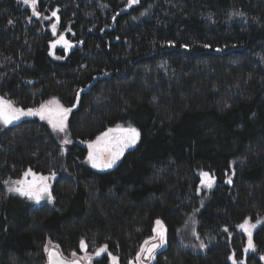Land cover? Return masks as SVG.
<instances>
[{"label":"trees","instance_id":"obj_1","mask_svg":"<svg viewBox=\"0 0 264 264\" xmlns=\"http://www.w3.org/2000/svg\"><path fill=\"white\" fill-rule=\"evenodd\" d=\"M25 5L0 0V96L71 108L70 143L40 116L0 126V264L105 246L130 264L157 219L154 264H264V0H38L39 17ZM62 33L72 48L57 60ZM118 124L138 145L97 170L87 146ZM29 169L54 176L53 204L8 191ZM245 219L261 223L247 252Z\"/></svg>","mask_w":264,"mask_h":264},{"label":"snow or ice","instance_id":"obj_2","mask_svg":"<svg viewBox=\"0 0 264 264\" xmlns=\"http://www.w3.org/2000/svg\"><path fill=\"white\" fill-rule=\"evenodd\" d=\"M24 4L30 5L33 10V15L39 17L40 13L37 11L36 6L38 0H23ZM131 3H136L137 0H130ZM52 16H56V12L52 13ZM11 23V21H10ZM53 33L56 31V24L52 25ZM63 42L64 46L71 47L69 42L64 39L63 35L59 37V40L56 43ZM55 47V43L53 44ZM55 105V107H51ZM72 111L71 108H64L59 104L58 101L52 100L48 104H41L38 109H20L12 105L10 101H5L0 98V122H3L5 125L10 124L13 120L19 119L21 116L25 115H39L41 119H47L51 124L52 128L56 132L63 133L66 131V120L68 114ZM140 137V132L135 128L129 125L128 127H122L117 125L115 128H109L106 132L101 133L96 137L95 141H92L88 144V162L92 164L94 168H111L116 163V161L123 155L124 150L131 146H134ZM64 143H70L69 140L65 139ZM33 176L31 181L28 180H17L12 183V186L9 187L10 192L19 194L20 196L27 197L30 200H35L36 203H39L40 200L44 199L47 196L49 202H52L54 199L51 192L49 191V185L47 183L48 177L45 176H36L35 173L29 169L24 173V176ZM54 175V174H53ZM201 184L205 185L208 188H211L214 183V177L209 176L208 173H201ZM231 182L230 180L228 181ZM5 183H8L5 181ZM259 223V221H258ZM156 227L153 231L156 233L151 239L155 240L158 238L159 243H153L150 247H141L140 253L137 254L136 259H140L142 253H147L148 258H152L154 250L165 243V227L159 219L155 221ZM240 229H243L248 235V248L245 249L247 252L249 249L254 250V244L252 241V229L256 227L255 224H249V220L245 219L243 223L238 225ZM227 231V228H225ZM145 245L149 244L148 240L144 241ZM81 248L85 247V242L81 240ZM58 247V246H57ZM200 247H204L201 243ZM47 251V249H46ZM107 251L106 246L101 247L97 252L96 256L100 257L102 253ZM49 264H79V261H69L65 262L59 253L54 251H49ZM72 255H75L73 253ZM84 259L91 260L90 257H85ZM233 259V257H229ZM264 259V256L261 257ZM113 264H115L116 257H112ZM233 264H236L233 259ZM243 264V262H241Z\"/></svg>","mask_w":264,"mask_h":264},{"label":"rangeland","instance_id":"obj_3","mask_svg":"<svg viewBox=\"0 0 264 264\" xmlns=\"http://www.w3.org/2000/svg\"><path fill=\"white\" fill-rule=\"evenodd\" d=\"M128 1H130V0H128ZM138 1V0H137ZM26 7H31L30 5H25ZM52 17H54V16H52ZM55 18H56V20H55V22L54 23H52V25L53 24H56V29L58 28V26H59V17H58V15H57V13H56V16H55ZM52 25L50 26L51 27V29H52ZM57 33V31H55V34ZM61 35H63V37H64V39L65 40H67L68 42H69V44L71 45V47H65L64 46V44H63V42H61V43H56V41L57 40H59V37L61 36ZM55 43V47H53V44ZM59 48H61V49H65V51L67 52V53H70V50H71V48H72V43L66 38V35L64 34V33H62V34H59V35H57L56 36V38H55V40L51 43V49H50V53H51V55L55 58V59H60L59 58V56L56 54V49H59ZM0 98H2L1 96H0ZM3 100H5V101H8L7 99H4V98H2ZM46 104H48V102L46 103ZM12 105L14 106V107H16L13 103H12ZM51 107H55V105H51ZM17 108V107H16ZM22 117V116H21ZM21 117L19 118V119H17V120H13V122L12 123H10V124H7V125H5L3 122H0V126H3V127H7V126H12V125H15V124H17V123H19L20 122V120H21ZM41 120H44V121H47L48 122V120L47 119H41ZM118 125H121L122 127H126V126H123L122 124H118ZM117 126V125H116ZM115 126V127H116ZM115 127H113V128H115ZM66 130H67V127H66ZM59 134H61L62 136H63V138H62V140L64 141L65 139H67V140H69L70 141V139H69V135L67 134V131H65V132H63V133H60V132H58ZM140 138V137H139ZM138 142H139V139H138V141L136 142V144L134 145V146H131V147H129V148H126L125 150H124V153L125 152H127L128 150H130V149H132V148H134L135 146H137L138 145ZM88 152H89V150H88ZM124 153H123V155H124ZM123 155L116 161V163L113 165V167L117 164V162H119L120 160H121V158L123 157ZM87 157H88V155H87ZM87 161H88V159H87ZM89 164H91L90 162H88ZM92 165V164H91ZM95 169H97V170H101V171H104V170H106L107 168H99V167H97V168H95ZM28 171V170H27ZM26 171V172H27ZM32 171V170H31ZM33 173H35L36 174V176H45V177H48L49 179L47 180V183H48V185H49V191L51 192V194H52V196H53V192H52V186H53V181H54V176H46V175H41V174H37L36 172H34V171H32ZM28 180V181H31L32 179H33V176H31V175H29V176H27V177H25L24 176V174L22 175V177L21 178H19L18 180ZM17 181V180H16ZM14 182V181H13ZM12 182V183H13ZM11 186H12V184H11ZM204 187H206L205 185H203ZM9 187H10V185H9ZM9 187H8V191H9ZM10 192V191H9ZM11 193H14V192H11ZM15 194V193H14ZM54 198V197H53ZM30 200V199H29ZM35 206H42V205H45V204H53V202H54V199L52 200V202H49L48 201V199H47V196H45V198L44 199H42V200H40V202L39 203H36L35 202V200H30ZM160 221H162V220H160ZM162 223H163V225H164V227H165V243L163 244V245H161L160 247H159V249L157 250V251H160V250H163V249H165L166 247H167V236H168V231H167V227H166V225L164 224V222L162 221ZM249 224H255L256 225V227L255 228H253L251 231H252V234L254 233V231H256L260 226H261V223L259 222H251L250 220H249ZM156 227V224H155V226H154V228ZM238 229L240 230V231H242V232H244L245 234H246V236L248 237V235H247V233L243 230V229H240L239 227H238ZM156 235V233L153 231V235L148 239V241H149V244L148 245H150L151 243H159V240H158V238L157 239H155V240H153V239H151L153 236H155ZM148 245H145L144 244V246L143 247H145V248H147L148 247ZM157 251L152 255V258L150 259V260H147L146 258H145V253H142L141 255H140V259L139 260H137V259H135L134 261H132L130 264H154L155 263V261H156V257H157ZM140 253V252H139ZM74 257H77V258H80V259H83L84 260V258H85V256H74ZM73 257V258H74Z\"/></svg>","mask_w":264,"mask_h":264},{"label":"water","instance_id":"obj_4","mask_svg":"<svg viewBox=\"0 0 264 264\" xmlns=\"http://www.w3.org/2000/svg\"><path fill=\"white\" fill-rule=\"evenodd\" d=\"M131 4H133V3H131ZM28 116H30V115H25V116H22V117H28ZM32 116H39V115H32ZM87 148H88V146H87ZM88 149H89V148H88ZM156 243H157V242H156ZM151 244H153V243H151ZM151 244L148 245V247H150ZM158 249H159V247L156 248V249L154 250L153 254H154ZM49 251H54V252L59 253L60 256H61V258H62L65 262H69V261H79V264H93V260H95V259H99V258L102 257V255L107 254V255H109V257H110V264H113V261H112V257H113V255H111V254L109 253L108 250H107L105 253H102L100 257H97L96 254L93 255V256H90L91 260L89 261L88 259H84V260H83V259H80V258H77V257H74V258H67V257L63 256V254L61 253V251H60L58 248H56V247H50V248L48 249V252H47V264H49V255H48ZM153 254H152V255H153ZM145 258H146L147 260H150V259H151V258H150V259L148 258L147 253H145ZM115 264H119L117 258H116Z\"/></svg>","mask_w":264,"mask_h":264},{"label":"flooded vegetation","instance_id":"obj_5","mask_svg":"<svg viewBox=\"0 0 264 264\" xmlns=\"http://www.w3.org/2000/svg\"><path fill=\"white\" fill-rule=\"evenodd\" d=\"M88 149V148H87ZM89 150V149H88ZM94 262V261H93Z\"/></svg>","mask_w":264,"mask_h":264},{"label":"bare ground","instance_id":"obj_6","mask_svg":"<svg viewBox=\"0 0 264 264\" xmlns=\"http://www.w3.org/2000/svg\"><path fill=\"white\" fill-rule=\"evenodd\" d=\"M50 247V246H49Z\"/></svg>","mask_w":264,"mask_h":264}]
</instances>
